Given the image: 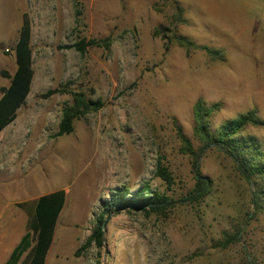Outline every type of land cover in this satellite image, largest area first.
I'll use <instances>...</instances> for the list:
<instances>
[{
	"label": "rangeland",
	"instance_id": "374dc122",
	"mask_svg": "<svg viewBox=\"0 0 264 264\" xmlns=\"http://www.w3.org/2000/svg\"><path fill=\"white\" fill-rule=\"evenodd\" d=\"M24 19L35 76L0 133V255L27 231L18 204L64 190L46 264H264V179L248 182L218 148L201 152L194 116L202 100L219 106L213 132L253 110L264 121V0H0V97L10 84L4 73L17 70ZM175 33L199 49L188 54L162 38ZM82 39L100 44L84 54L65 48ZM61 85L104 107L54 138L72 96L45 95ZM244 135L264 159V125ZM196 156L212 189L189 203ZM147 189L173 207L144 211L135 201ZM118 199L127 206L110 208ZM99 226L103 245L88 246Z\"/></svg>",
	"mask_w": 264,
	"mask_h": 264
},
{
	"label": "trees",
	"instance_id": "16d2710c",
	"mask_svg": "<svg viewBox=\"0 0 264 264\" xmlns=\"http://www.w3.org/2000/svg\"><path fill=\"white\" fill-rule=\"evenodd\" d=\"M157 35V34H156ZM155 35V36H156ZM174 37L165 36L167 44H175L191 54L193 49H199L193 42L183 36ZM157 37V36H156ZM32 29L28 20L24 19L19 33V39L16 44V63L17 70L14 75L10 76L4 73L5 77L10 80L8 87L2 88L0 97V133L9 126L17 117L18 111L27 103L28 96L31 92L32 83L35 76L33 68V50L31 45ZM100 43L96 40L82 39L73 46L65 48H75L78 52L84 54L89 47L97 46ZM109 46V43H104ZM209 55L222 57L221 52H215L208 48H203ZM72 96V102L66 103L62 109V118L59 124V131L54 138H60L65 135H71L75 131V122L85 116L96 113L104 107V102L89 101L83 92H76L68 88V85L50 90L45 95L46 98L53 95ZM219 109L218 105L207 106L202 100H199L194 107V116L196 122L195 135L202 144L201 152L208 148H218L225 151L232 157L244 178L248 182L253 179H264V159L260 158V151L253 140H249L244 134L250 127H259L264 125V121L258 117L256 110L250 111L240 117L225 122L216 131L211 130L210 119ZM187 145L190 153H193ZM200 156L195 158L196 184L194 189L183 201L189 203L202 202L212 189L211 181L205 178L198 169ZM157 175L160 176L170 186L173 178L169 170L162 164L158 165ZM148 195L142 198L140 195L136 198V203L144 211L163 213L173 207L172 199L158 192L145 190ZM67 194L64 190L56 191L43 195L35 200L25 201L18 204L27 217V231L20 239L19 243L11 252L6 264H46L48 254L54 243L56 228L66 205ZM253 204L256 213L261 206V198L258 192L253 194ZM117 204L127 206L123 200H115L110 203L109 207ZM256 213L253 215L255 217ZM95 241L103 245V229L99 226L93 236L89 239L87 245H92Z\"/></svg>",
	"mask_w": 264,
	"mask_h": 264
},
{
	"label": "crops",
	"instance_id": "0c3cea01",
	"mask_svg": "<svg viewBox=\"0 0 264 264\" xmlns=\"http://www.w3.org/2000/svg\"><path fill=\"white\" fill-rule=\"evenodd\" d=\"M13 249L12 250H9L7 252L6 251H3V253L0 255V264H6V262H7L8 258H9V256H10L11 252L13 251Z\"/></svg>",
	"mask_w": 264,
	"mask_h": 264
}]
</instances>
